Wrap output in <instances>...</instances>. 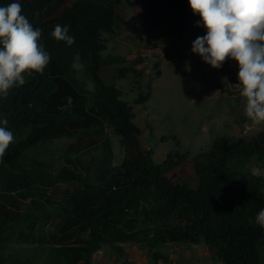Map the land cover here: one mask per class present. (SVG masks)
Returning a JSON list of instances; mask_svg holds the SVG:
<instances>
[{
    "label": "trees",
    "instance_id": "trees-1",
    "mask_svg": "<svg viewBox=\"0 0 264 264\" xmlns=\"http://www.w3.org/2000/svg\"><path fill=\"white\" fill-rule=\"evenodd\" d=\"M19 2L50 61L0 97V119L15 137L0 160V264H91L103 248L119 262L124 245L158 256L173 244H203L215 264H264V227L254 219L264 207V178L244 168L264 164V129L215 140L192 160L175 151L156 163L121 91L100 77L103 34L124 24L123 3L150 27L182 24L186 0ZM57 24L70 25L72 45L50 36ZM150 90L135 102L147 101ZM106 129L122 148L119 165ZM57 139L74 141L53 170L31 153ZM189 169L194 186L182 182Z\"/></svg>",
    "mask_w": 264,
    "mask_h": 264
},
{
    "label": "rangeland",
    "instance_id": "rangeland-1",
    "mask_svg": "<svg viewBox=\"0 0 264 264\" xmlns=\"http://www.w3.org/2000/svg\"><path fill=\"white\" fill-rule=\"evenodd\" d=\"M186 5L188 17L182 24L170 20L148 27L139 23L123 3L119 14L124 24L115 35L103 34L106 50L100 77L105 85L121 91V99L130 106L133 122L140 129V141L153 151L156 163L175 151L186 153L192 160L208 151L215 140L249 138L264 129V123L254 124L244 115L243 98L233 86L238 72L235 62L226 58L221 68L212 69L191 52L192 43L205 30L196 27L199 17L193 16L187 0ZM150 86L148 100L136 103L135 99L145 95ZM106 132L115 164L119 165L122 148L112 131ZM73 141L57 139L39 145L31 154L58 170L65 147ZM98 153L99 149H91V155ZM244 168L264 178V164L253 162ZM182 182L194 186L191 169ZM123 249L127 254L119 262L114 252L103 248L91 264H215L203 244H173L157 252L158 256L140 245H124Z\"/></svg>",
    "mask_w": 264,
    "mask_h": 264
},
{
    "label": "clouds",
    "instance_id": "clouds-1",
    "mask_svg": "<svg viewBox=\"0 0 264 264\" xmlns=\"http://www.w3.org/2000/svg\"><path fill=\"white\" fill-rule=\"evenodd\" d=\"M196 27L205 30L191 45V52L212 69L226 58L235 62L237 83L244 101V115L254 124L264 123V0H187ZM70 25H55L50 36L67 45L75 42ZM41 31L22 14L19 0L0 6V97L26 83L25 74L42 73L50 61L39 43ZM7 119H0V160L14 141ZM264 227V207L255 216Z\"/></svg>",
    "mask_w": 264,
    "mask_h": 264
}]
</instances>
